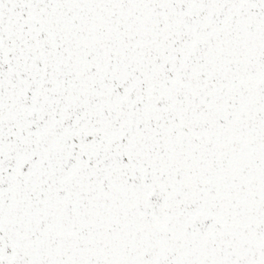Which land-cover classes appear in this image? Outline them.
<instances>
[{
    "label": "snow or ice",
    "instance_id": "1",
    "mask_svg": "<svg viewBox=\"0 0 264 264\" xmlns=\"http://www.w3.org/2000/svg\"><path fill=\"white\" fill-rule=\"evenodd\" d=\"M0 264H264V0H0Z\"/></svg>",
    "mask_w": 264,
    "mask_h": 264
}]
</instances>
